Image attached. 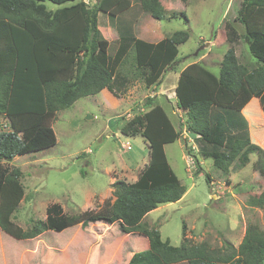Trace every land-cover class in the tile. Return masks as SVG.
Wrapping results in <instances>:
<instances>
[{
    "label": "trees",
    "instance_id": "trees-1",
    "mask_svg": "<svg viewBox=\"0 0 264 264\" xmlns=\"http://www.w3.org/2000/svg\"><path fill=\"white\" fill-rule=\"evenodd\" d=\"M51 1L61 6L51 10L45 0H0V114L10 120L9 130L0 129V228L27 239L86 221H121L124 233L136 231L149 239V248L135 252L128 264H264V230L256 223L247 224L237 248L232 243L213 248L206 241L191 242L185 233L181 246H174L158 228L143 222L150 211L179 201L187 191L165 151L166 144L181 137L180 131L153 97L146 98L145 112L121 125L125 135L146 139L149 162L135 181H114L112 202L73 215L55 202L47 206L44 220L26 230L13 221L25 189L21 168L10 161L54 146L52 122L77 99L104 88L117 97L125 94L129 81L120 69L130 51L140 76L152 86L178 61V45L189 37L178 30L151 42L135 34L142 12L163 18L162 0H96L92 5L84 0ZM236 20L244 25L248 51L259 63L240 62L230 46L218 74L201 61L186 65L176 96L187 116V130L218 169L228 171L238 157L247 163L249 154L257 151L263 156L259 172L264 177V148L253 141L250 129V105L264 98V0H242ZM103 21L117 31V39L105 37ZM145 32L160 31L149 25ZM258 206L264 207V188Z\"/></svg>",
    "mask_w": 264,
    "mask_h": 264
},
{
    "label": "rangeland",
    "instance_id": "rangeland-1",
    "mask_svg": "<svg viewBox=\"0 0 264 264\" xmlns=\"http://www.w3.org/2000/svg\"><path fill=\"white\" fill-rule=\"evenodd\" d=\"M84 1L91 5L96 2ZM241 2L162 0L164 14L158 22L148 12H142L134 31L146 41L153 42L154 34L157 39L178 30L189 33L188 39L178 45V61L160 82L148 86L130 57L134 52L130 51L120 69L129 81L127 92L118 97L122 106H114L108 98L96 94L79 98L71 107L60 110L52 122L57 143L10 161L21 168L25 189L13 221L26 230L44 220L47 206L55 202L72 215L99 209L105 201L112 202L114 181L136 180L149 162L146 139L141 134L125 135L121 125L145 112L146 98L153 97L180 131L181 137L166 144L165 151L187 192L179 201L160 204L143 222L158 228L174 246H181L184 233L191 242L206 241L213 248L229 243L240 246L248 223H256L264 230V207L258 206L264 188V177L259 172L262 154L251 152L247 163L238 157L228 171L218 169L187 130L185 111L166 98L171 97L181 70L192 62L201 61L218 74L230 46L236 48L240 62L259 63L248 51L244 25L236 20ZM44 3L51 10L61 6L51 0ZM154 22L159 23L160 32L149 35L145 30ZM101 29L109 40L118 38L108 21L101 23ZM116 45H112L111 53ZM250 112L252 139L264 148V98L251 104ZM0 129H10V120L4 114H0ZM144 237L148 239L140 232L124 233L121 221H86L27 239H17L0 228V264H123L135 250L146 249ZM243 251L244 248L238 249L242 255Z\"/></svg>",
    "mask_w": 264,
    "mask_h": 264
},
{
    "label": "crops",
    "instance_id": "crops-1",
    "mask_svg": "<svg viewBox=\"0 0 264 264\" xmlns=\"http://www.w3.org/2000/svg\"><path fill=\"white\" fill-rule=\"evenodd\" d=\"M155 19V18H154ZM158 21H160V20H157V19H155V22H158ZM153 23L157 28H159V23H158V25H157V23ZM135 27H136V23H135ZM134 27V28H135ZM160 29V28H159ZM147 34H149V35H152V33H147ZM159 34V33H158ZM157 34V35H158ZM154 37H156V34H154V35H152V39L154 40L153 42H157V41H160L161 39H163L164 37H166L165 36V34H163V35H161V36H159V38H157V39H155ZM139 38H141V37H139ZM143 39V38H142ZM152 42V41H151ZM180 75V74H179ZM179 78V77H178ZM177 81H178V79H177ZM176 86H177V83L175 84V86L172 88V91H171V97H166L167 98V100L168 101H170V102H174L175 104H177V106H178V99H177V96H176ZM174 89H175V92H174ZM97 94H101V95H103L105 98H108L111 102H112V104L114 105V106H122L123 105V103H122V101H121V98H120V100L118 99V97L117 96H115L108 88H104L103 90H101L99 93H97ZM96 95V94H95ZM124 98V97H123ZM176 99V100H175ZM179 107V106H178ZM135 181V180H134ZM133 182V181H132ZM187 192V191H186ZM129 235V234H128ZM144 239H145V242L147 243L146 244V246L144 247V248H149V239H147L146 237H144ZM234 245V244H233ZM234 246H239V245H234ZM51 248H54V247H51ZM57 248V247H56ZM110 250H112V248L110 249ZM138 251V250H137ZM135 252H136V250H135ZM135 252H133L132 254H130L129 256H128V258L124 261V263L123 264H128L129 263V261H130V259H131V257H132V255L135 253Z\"/></svg>",
    "mask_w": 264,
    "mask_h": 264
}]
</instances>
